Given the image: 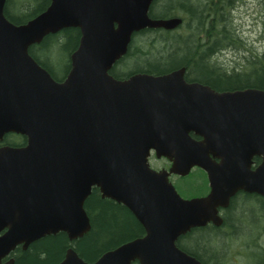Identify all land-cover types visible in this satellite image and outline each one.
Masks as SVG:
<instances>
[{
  "label": "water",
  "instance_id": "water-1",
  "mask_svg": "<svg viewBox=\"0 0 264 264\" xmlns=\"http://www.w3.org/2000/svg\"><path fill=\"white\" fill-rule=\"evenodd\" d=\"M0 0V264H16L18 247L91 230L85 203L94 188L126 207L145 235L85 261L74 247L59 264H202L177 246L179 237L212 222L239 191L264 197V90L215 92L187 83L185 68L138 73L117 81L109 72L135 33L173 30L182 19H152L154 0H51L22 25ZM79 29L72 69L56 82L30 55L49 35ZM191 134L200 137L194 139ZM172 162L151 169L149 157ZM261 164L253 167V158ZM214 158L220 160L216 162ZM204 170L211 192L183 199L169 181Z\"/></svg>",
  "mask_w": 264,
  "mask_h": 264
},
{
  "label": "trees",
  "instance_id": "trees-1",
  "mask_svg": "<svg viewBox=\"0 0 264 264\" xmlns=\"http://www.w3.org/2000/svg\"><path fill=\"white\" fill-rule=\"evenodd\" d=\"M240 0H228V2ZM50 0H7L5 15L9 21L22 25L46 10ZM227 0H156L150 13L152 19L185 18L186 25L176 32L145 30L136 35L124 63L126 67L138 66L128 74L146 73L163 75L186 68L193 79L210 83L217 89L264 90V55H242V67L224 69L219 62L226 51L240 52L246 49L239 30L226 19ZM164 7V12L157 10ZM80 41L78 29H65L47 36L39 46L32 48L33 58L45 67L56 79L58 74L52 65L57 53L61 52L62 64L68 68L70 53ZM139 47L136 48V44ZM116 77H122L115 72ZM230 209L221 229L203 228L193 230L180 240L181 249L196 257L203 264H218L220 259L229 260L235 255V248L228 240H241V249L246 256L247 242L254 235L258 248L264 250V203L254 199ZM252 206L254 208H252ZM85 209L92 228L82 239L71 242L65 233L45 237L33 243L28 250L18 249L14 254L16 264H59L70 247H74L82 259L96 261L103 253L110 251L134 238L144 235V229L134 216L116 202L103 199L97 189L87 199ZM211 231L212 237L205 235ZM253 234V235H252ZM245 238V240H244ZM263 240V243L261 241ZM192 243V245L188 243ZM221 255V256H220ZM257 264H264V258Z\"/></svg>",
  "mask_w": 264,
  "mask_h": 264
},
{
  "label": "flooded vegetation",
  "instance_id": "flooded-vegetation-1",
  "mask_svg": "<svg viewBox=\"0 0 264 264\" xmlns=\"http://www.w3.org/2000/svg\"><path fill=\"white\" fill-rule=\"evenodd\" d=\"M156 0H154L155 2ZM247 0H240L239 2H236V5H234L235 2H228L227 0V4L226 6L224 7V9L227 7V10L225 9V11L229 12L227 13L226 15V19L229 18V21H232V26L231 27H236V29H240L239 25L237 26L236 25V21H237V17H238V20L240 18V15H241V12H242V9L244 8V5H245V2ZM154 2L152 3L151 5V8H150V11H149V16H150V13H151V10L153 8V5H154ZM50 3H51V0H50ZM49 3V5H50ZM48 5V7H49ZM47 7V8H48ZM46 8V9H47ZM151 18V17H150ZM173 18H180L182 19V24L173 29V30H166V29H156V30H153V31H161V32H176L177 30L179 29H182L184 25H186V20L185 18H181V17H172ZM167 20V19H165ZM79 30V29H78ZM147 30V29H146ZM80 31V30H79ZM145 31V30H143ZM141 31V32H143ZM141 32H138V33H135L132 37V41L133 39H135L136 35L140 34ZM80 38H81V33H80ZM131 41V43H132ZM43 42V41H42ZM80 42V41H79ZM129 45L128 47V51L126 53L125 56H123L114 66L113 68L110 70L109 74L110 76H112L115 80L117 81H126L128 80L131 76L135 75V74H138V73H132V74H128V71L124 73V70H125V67H126V63H124V59H126L128 57V54H129V49L131 47V44ZM41 44V43H40ZM40 44L38 45H34L30 48L29 50V53L30 55L33 57V55L31 54V51H32V48L35 47V46H39ZM79 46V44H78ZM78 46L76 47L75 50H73L71 53H70V56H69V65H68V68H64V74L62 75H59L58 73V78L56 79L55 77H53V75L45 68L43 67V65H41L38 61H35L41 66L43 67L46 71L49 72V74L52 76V78L56 81V82H64L71 69H72V63H71V55L77 50ZM139 47V44L137 43L136 44V48ZM246 49H244L245 51ZM245 58V57H244ZM222 59V58H221ZM218 60L220 59H213L212 62H215L217 63ZM186 69V68H185ZM55 70V69H54ZM178 70V69H177ZM115 72H117L119 75H124L122 77H116L115 75ZM56 72V71H55ZM172 72V71H171ZM167 74V73H166ZM184 79L187 83L191 84V83H198V84H201V85H204V86H207L209 88H211L212 90H214L215 92H228V91H233V90H220V89H217L214 87V85L210 84V83H206V82H203V81H199L197 79H193L191 78V76L188 74V71L186 69V73L184 75ZM191 136L196 139V140H201L200 137H197L195 136L194 134H191ZM26 142H27V139L26 137H24L23 135H20V134H16V133H8V134H5L3 139L0 141V148L1 147H5V146H9V147H14V148H17V147H23L26 145ZM214 160L216 162H220L219 159L217 158H214ZM253 167L252 169H256L260 164H261V158L260 157H254L253 158ZM149 164H150V167L151 169H153L154 171L156 172H161V171H167L169 172L171 167H172V162L170 160H168L167 158H159L156 153L154 151L151 152V155L149 157ZM199 174V177H201V185L203 187L202 189V192L199 193L198 195H195V196H188V195H184L181 190L179 189V187L177 186L176 182L177 181H182V180H186L188 179L189 177H193L194 175H197ZM169 181L173 184V186L175 187L177 193L183 198V199H187V200H190V199H194V198H203V197H207L210 192H211V187H210V183H209V179H208V176L206 174V172L204 170H202L201 168H198V167H194L190 173L186 176H180V175H177V174H171L169 176ZM94 189H97L99 191L98 188H94ZM93 189V190H94ZM93 190H92V193H93ZM100 193V191H99ZM91 196V195H90ZM100 196L102 197L101 193H100ZM103 198V197H102ZM103 199H106V198H103ZM248 199H254L256 201H259L260 203H264V197L261 196V195H258V194H255V193H247V192H244V191H239L238 193H236L230 200V203H229V206L226 207V208H222V207H219L218 208V211H219V216L221 217L223 223L221 226H216L214 225L212 222L208 223L206 226L204 227H200V228H195V229H192L189 233H187L186 235L184 236H181L179 237L178 241H177V246L181 249L180 245H179V242L180 240H182L184 237H186L188 234H190L193 230H196V229H203V228H211V229H221L224 227V223H225V219L227 218V215H229V211L230 209H233L234 207V204L235 206H238L237 203H239V205H242V204H245L247 203V201L245 200H248ZM110 200V199H109ZM113 201V200H112ZM115 202V201H114ZM117 203V202H116ZM86 204V203H85ZM118 204V203H117ZM121 205V204H119ZM123 206V205H121ZM124 207V206H123ZM126 208V207H125ZM254 208V207H252ZM127 209V208H126ZM86 210V209H85ZM128 210V209H127ZM129 211V210H128ZM87 212V211H86ZM130 212V211H129ZM131 213V212H130ZM88 214V213H87ZM132 214V213H131ZM133 215V214H132ZM89 216V215H88ZM134 216V215H133ZM90 218V217H89ZM135 218V217H134ZM136 219V218H135ZM137 220V219H136ZM90 223H91V220H90ZM141 225V224H140ZM142 226V225H141ZM91 228H92V224H91ZM144 229V228H143ZM144 235H145V231H144ZM144 235H142L141 237H143ZM137 238H140V237H137ZM136 239V238H134ZM133 239V240H134ZM131 241V240H130ZM129 242V241H128ZM127 243V242H126ZM125 244V243H124ZM121 246V245H120ZM119 247V246H118ZM116 247V248H118ZM114 248V249H116ZM18 249H22L21 247H18ZM69 249V248H68ZM112 249V250H114ZM16 250V251H17ZM28 250V249H27ZM182 250V249H181ZM16 251L14 252V254L16 253ZM183 251V250H182ZM185 252V251H184ZM187 253V252H186ZM14 254H13V257H14ZM104 254V253H103ZM102 254V255H103ZM101 255V256H102ZM190 255V254H189ZM100 256V257H101ZM65 257V256H64ZM99 257V258H100ZM15 258V257H14ZM98 258V259H99ZM196 258V257H195ZM64 259V258H63ZM200 261V260H199ZM201 262V261H200ZM202 263V262H201ZM133 264H138V262H134ZM203 264V263H202Z\"/></svg>",
  "mask_w": 264,
  "mask_h": 264
},
{
  "label": "rangeland",
  "instance_id": "rangeland-1",
  "mask_svg": "<svg viewBox=\"0 0 264 264\" xmlns=\"http://www.w3.org/2000/svg\"><path fill=\"white\" fill-rule=\"evenodd\" d=\"M164 11V7L159 8L157 13L160 14ZM236 25L240 26L239 35L244 41L246 50H242L240 52L230 50L222 54V59L218 60V62L222 68L228 70L236 67H242V62L244 61V56L242 58L243 54H246L247 56L252 54L259 56L264 55V0H247L244 8L242 9L239 20L237 17ZM62 58H64L63 55L61 52H58L52 63L56 73L59 75L64 74V67L60 66L62 64ZM137 67L136 63L130 64L128 67H125L124 73L130 70L132 71V69ZM200 183L201 177H199V174L189 177L186 180L176 182L181 192L188 196H195L202 192L203 187ZM205 235H208L210 238L212 237L211 231L206 232ZM230 241L231 240L227 241L230 249L235 248L236 251L234 256H230L226 264H257L259 259L264 258V250L256 246L254 235L249 237L248 240H245L248 246L246 248V256L242 253V249L241 255L240 252H237V250L240 251V239L237 243L235 240H233V243ZM261 243H263V240ZM188 244L192 245L190 242ZM218 264H225V261L220 259Z\"/></svg>",
  "mask_w": 264,
  "mask_h": 264
}]
</instances>
